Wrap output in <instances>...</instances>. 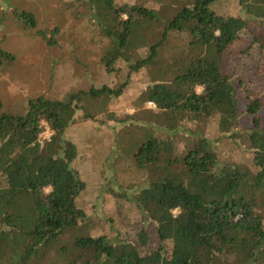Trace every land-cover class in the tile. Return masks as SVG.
Returning <instances> with one entry per match:
<instances>
[{
  "label": "trees",
  "instance_id": "16d2710c",
  "mask_svg": "<svg viewBox=\"0 0 264 264\" xmlns=\"http://www.w3.org/2000/svg\"><path fill=\"white\" fill-rule=\"evenodd\" d=\"M97 1L108 17L60 0L94 13L118 85L39 94L24 112L0 96V264H264V0ZM7 16L59 44L34 11ZM86 120L114 121L109 141ZM114 150L110 167L147 179L102 193Z\"/></svg>",
  "mask_w": 264,
  "mask_h": 264
},
{
  "label": "rangeland",
  "instance_id": "374dc122",
  "mask_svg": "<svg viewBox=\"0 0 264 264\" xmlns=\"http://www.w3.org/2000/svg\"><path fill=\"white\" fill-rule=\"evenodd\" d=\"M92 1L95 6L92 9L95 15L101 17V14L103 17H108L100 3L97 0ZM15 7L34 11L45 23L44 25L58 24L62 30L59 44L56 47L47 46L39 37L23 33L21 28L11 25L8 16L3 18V14H9ZM79 9L82 10V14L76 15L75 13L74 15L66 8V2L63 4L60 0H0V48L13 54L10 60L0 58V96L3 99L5 110L24 112L27 106L26 100L39 94L64 98L67 92L70 91V94L91 84L100 86L103 83H111L116 86L120 83L124 71L112 75L113 80H111L101 63L104 37L99 34L94 13L91 14L86 8ZM88 102L89 99L86 98L85 103L88 104ZM108 104V107L113 106L112 109L116 111L118 102H108ZM240 104L239 109L244 111L241 100ZM146 106L154 108L147 103ZM132 111V108L128 109V112ZM260 113L262 122H264V107ZM250 120L251 116L243 113L240 118V128L251 125ZM83 125V127H97L94 135L95 137L98 135V142H107L110 136L108 129L113 128L116 123L107 121L101 124L97 121L86 120ZM48 134L47 132L42 133L44 137H48ZM95 145V147L98 146L97 143ZM104 145H109V142ZM115 152L117 151L114 150L108 154V179L102 193L111 187L117 190H127L147 179L146 173L134 165L126 167L124 171H116L110 167L115 163ZM175 152L177 150L169 151L167 154L172 156ZM2 183L0 179V185ZM48 189L47 187L46 190ZM107 209H110V206ZM101 210L102 208H99L98 212ZM3 239L1 243L7 239L6 235ZM0 248L3 246L0 245ZM5 264H11V261L5 260Z\"/></svg>",
  "mask_w": 264,
  "mask_h": 264
},
{
  "label": "built area",
  "instance_id": "2783aa9c",
  "mask_svg": "<svg viewBox=\"0 0 264 264\" xmlns=\"http://www.w3.org/2000/svg\"><path fill=\"white\" fill-rule=\"evenodd\" d=\"M147 104L149 105V106H155V103H154V101H152V100H149L148 102H147ZM41 124L44 126V128H43V130L41 131V135H42V133H44V132H47V133H49L47 136L49 137V135H50V128H49V126H48V124L45 122V121H42L41 122ZM49 128V129H48Z\"/></svg>",
  "mask_w": 264,
  "mask_h": 264
}]
</instances>
